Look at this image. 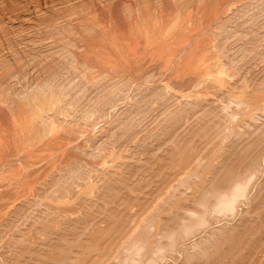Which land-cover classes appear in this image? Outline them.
Wrapping results in <instances>:
<instances>
[{"label":"bare ground","instance_id":"bare-ground-1","mask_svg":"<svg viewBox=\"0 0 264 264\" xmlns=\"http://www.w3.org/2000/svg\"><path fill=\"white\" fill-rule=\"evenodd\" d=\"M0 264H264V0H0Z\"/></svg>","mask_w":264,"mask_h":264}]
</instances>
